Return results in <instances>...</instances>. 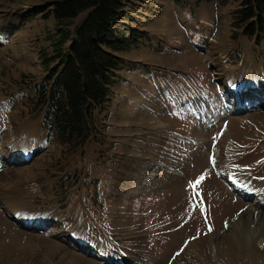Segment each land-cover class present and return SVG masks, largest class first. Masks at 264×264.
I'll use <instances>...</instances> for the list:
<instances>
[{
  "label": "rangeland",
  "instance_id": "374dc122",
  "mask_svg": "<svg viewBox=\"0 0 264 264\" xmlns=\"http://www.w3.org/2000/svg\"><path fill=\"white\" fill-rule=\"evenodd\" d=\"M241 8L242 0H127L112 32L137 42L118 54L109 117L104 113V123L75 150L49 135L34 103V86L48 75L41 51L53 55L51 39L58 37L53 0H0V173L15 149L29 158L11 163L17 172L0 174V236L11 233L6 218L19 223L25 211L46 213L63 223L55 226L67 244L69 233L100 246L110 260L264 264V249L252 237L259 228L246 213L252 198L230 187L212 160L218 146L220 168L231 162L264 180V123L257 118L264 107L228 110L226 84L252 86L264 76V36L249 37L234 25ZM163 167L179 173L180 182L156 184ZM231 221L241 228L234 224L231 233ZM49 223L41 229H52ZM211 223L229 235L210 239ZM2 240L0 264H57L62 253L40 245L33 258L30 244Z\"/></svg>",
  "mask_w": 264,
  "mask_h": 264
},
{
  "label": "trees",
  "instance_id": "16d2710c",
  "mask_svg": "<svg viewBox=\"0 0 264 264\" xmlns=\"http://www.w3.org/2000/svg\"><path fill=\"white\" fill-rule=\"evenodd\" d=\"M126 3L53 0L58 37L51 39L53 55L41 51V64L48 75L34 86V103L44 112L49 135L75 150L91 139L99 116L112 100L109 87L122 64L118 54L137 42L135 36L127 40L112 32ZM234 25L243 27L249 37L264 36V0H242Z\"/></svg>",
  "mask_w": 264,
  "mask_h": 264
},
{
  "label": "bare ground",
  "instance_id": "6f19581e",
  "mask_svg": "<svg viewBox=\"0 0 264 264\" xmlns=\"http://www.w3.org/2000/svg\"><path fill=\"white\" fill-rule=\"evenodd\" d=\"M215 73H217V72H215ZM217 74L220 76L221 75L223 76L222 72L221 73L218 72ZM263 79H264V76L261 79H258V81H256L252 86L242 85V87L241 86L240 87H236V86L229 87L226 84V87H228L227 91L233 97L232 105L230 107L228 106L229 107L228 110H230V109L233 110L235 108V106L236 107L241 106V109H240L241 111L244 110V111L251 112V111L256 109V105L264 107V81L262 82ZM242 88L246 89L245 93H244V90ZM244 98L250 99L255 104L254 105L255 108H252L251 104H247L246 102H243ZM245 106H248V107L245 108ZM246 114H245V116L243 115V119L255 118V116H250L249 114L248 115H246ZM257 115H256L257 118H261L263 123H264L263 112L259 111L257 113ZM225 129H228V126H226ZM219 140L221 141V139H219ZM219 148L220 147H218V146L217 147L214 146L212 149V152L215 151V152H213L214 154H213L212 160L214 162L216 170H218V175L222 179L229 181V186L234 188L235 191L237 190L238 193L242 197H244L245 199H248L250 197L252 198V201L249 200L251 202L250 203L248 202V205H247L248 207H247L246 213L249 214L248 220L249 221L251 220L253 225L257 224V226L259 228L258 230H256L252 234V237L258 243L259 249H264V194H263L264 193V180L258 179V178L253 179L252 175L249 172H247V174H243L241 172L236 171L237 170L236 165L232 164L231 162L228 163L227 166L224 167V169L220 168L217 165V158H218L217 154L219 153ZM233 148H234L233 142H231V150ZM3 149H6V147ZM231 150L228 149L229 152ZM28 159H29L28 156L25 155L21 150L18 151L15 149V151H12L10 153L9 157L7 158V161L4 163V165H3L4 168H3L2 172L0 173L1 176L5 175V174H12L11 173L12 171H16V170H14L15 165H11L12 162L16 163V162L23 161V160L28 161ZM169 170L170 169L166 170V168H164L163 176H165V177L163 178L162 175H160L161 177L158 180H156V184L159 183V185H160V184L164 183V185L165 184L167 185L168 183L169 184L172 183L173 185H175V184L180 182L182 177L180 178V176L178 175L179 173L178 174L176 173L175 175H173L172 173H168ZM150 179L151 180H149L148 185L145 187L152 185V182H154L153 180L156 178L152 176ZM1 201H2V199H1ZM23 211H24V209H23ZM25 213H26V211H25ZM25 213H22L20 215L19 223H16V220L14 219L15 217L12 219L6 218L5 225H7V227L9 228L11 233L7 237L6 236L5 237L0 236V239H3L2 240L3 243L8 241V240H11L15 244H20L22 246L23 245L26 246V244H30L32 246L31 256L33 258L40 256V253H41L40 250L41 249L38 246L42 245L43 247H46L47 249L50 246L51 247L55 246L56 248H57V246H59V250L62 253L60 254V256L57 260V264H64V261H66L67 259L73 260L75 264H133L134 263L132 261H125L122 259L110 260L111 258L108 256V254L106 252H104L103 249L100 248V246H98L99 248L98 247H95V248L90 247L89 241H87V240L86 241H79L77 239L72 238V236L69 233H66L69 235L68 237H71V238L67 237L69 240L68 243L71 242L69 245L65 242V241H67V240H65V237H64L65 232L61 231L62 230V229H60L61 227L58 228L55 226L57 223L60 225H63L62 222H57L54 217L50 218L51 214L44 213L45 215H40V214L38 215V214H35L33 212H32V214H31V212H30V214L29 213L25 214ZM19 214H20V212H19ZM52 215H54V214H52ZM242 215H244V214H242ZM14 216H16V215H14ZM17 216H19L18 213H17ZM50 219L54 222V226L52 225L50 227L52 229L49 228L50 230H46V228H45L46 231L41 229V227H47L50 224L49 223ZM243 219H244V216H243ZM243 219L239 218L237 220L239 221V220H243ZM251 222H249V223H251ZM214 224L215 223H211L210 224L211 226H209L210 231L208 232L209 233L208 237H210V239H212V238L216 239L217 237L219 238V236L221 234L229 235L226 228L223 231H221V230L216 231ZM234 224H236V230H238V228H241L239 226V224H237V221L235 223H234V221H231L232 226L229 228V230H231L230 231L231 233H233V231H234V227H235ZM26 229H28L29 231ZM34 229L37 231L39 230V232H35ZM58 237H60L62 240H60ZM210 241H207V243ZM71 244L72 245H78L80 247L78 249H81L80 251L84 250L83 251L84 254L83 255L78 254L77 253L78 250H74ZM197 244H198V242H197ZM200 244H201V246H203L201 242H200ZM195 246L197 247L196 244L192 247L195 248ZM190 247H191V245H190ZM204 247H205V245H204ZM86 251H88V252H86ZM191 251H192V249H191ZM191 251H189L190 252L189 254H187L188 251H187V253L183 254V259H182L183 261L185 260V258L187 260H189L187 257H190V255H192ZM198 251L199 250H197V252ZM200 252H202V251H200ZM200 254L202 255V253H200ZM197 255H199V254H197ZM49 256L50 257H48V258H51L53 255H49ZM90 256H93V258ZM198 258H197V261L199 260ZM201 258H203V257H201ZM120 261H122V262H120ZM50 263H52V262H50ZM136 264H138V263H136Z\"/></svg>",
  "mask_w": 264,
  "mask_h": 264
},
{
  "label": "crops",
  "instance_id": "0c3cea01",
  "mask_svg": "<svg viewBox=\"0 0 264 264\" xmlns=\"http://www.w3.org/2000/svg\"><path fill=\"white\" fill-rule=\"evenodd\" d=\"M113 84H114V82H113ZM111 88H112V87H111ZM111 91H112V89H111ZM112 94H113V96H114V92H113V91H112ZM110 110H111V109H110ZM108 112H110L109 109L105 112V115H106L107 117H109ZM105 122H106V121H105ZM102 123H104V121H102L101 124H102Z\"/></svg>",
  "mask_w": 264,
  "mask_h": 264
},
{
  "label": "snow or ice",
  "instance_id": "6c2138e0",
  "mask_svg": "<svg viewBox=\"0 0 264 264\" xmlns=\"http://www.w3.org/2000/svg\"><path fill=\"white\" fill-rule=\"evenodd\" d=\"M197 183H199V181H197Z\"/></svg>",
  "mask_w": 264,
  "mask_h": 264
}]
</instances>
